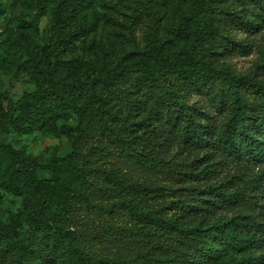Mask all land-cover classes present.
<instances>
[{
  "label": "trees",
  "instance_id": "1",
  "mask_svg": "<svg viewBox=\"0 0 264 264\" xmlns=\"http://www.w3.org/2000/svg\"><path fill=\"white\" fill-rule=\"evenodd\" d=\"M80 13V0H58L47 44L24 47L19 70L46 89L0 99V132L52 133L60 103L79 106L85 122L72 152L44 163L0 143V188L22 198L35 234L20 235L19 216L0 224V264H264V196L255 192L264 176V75L221 65L250 49L233 30L259 32L264 0H186L142 49L103 67L94 57L66 62L63 77L69 22ZM98 24L95 15L90 31ZM193 93L204 102L191 103ZM103 152L111 160L98 158ZM230 162L263 173L239 186L217 176Z\"/></svg>",
  "mask_w": 264,
  "mask_h": 264
},
{
  "label": "rangeland",
  "instance_id": "2",
  "mask_svg": "<svg viewBox=\"0 0 264 264\" xmlns=\"http://www.w3.org/2000/svg\"><path fill=\"white\" fill-rule=\"evenodd\" d=\"M57 5L58 0H0V99L4 105L6 100L17 101L26 93L46 89L43 79L20 71L19 64L27 60L24 54L26 45L37 48L46 45L49 41ZM185 6L186 0H80L81 13L76 14L69 22L72 35L70 44L64 48L60 56L63 77L70 75V71L64 66L66 62L70 61L73 66L80 67L94 57L97 65L103 67L115 64L128 52L142 49L150 33L155 29H159L160 32L161 25L168 19L174 20ZM95 15L99 24L90 31L89 26ZM262 18L257 33L247 35L233 30L237 32L236 41L248 43L250 49L247 53L235 52L222 59L221 65L237 74L264 75V17ZM24 32L30 36V40H25L22 36ZM192 95L191 103L204 102L202 98H196L194 93ZM57 106L59 120L52 128V133L43 130L48 128H42L23 135L11 129L6 133L0 132V143L11 145L17 150L26 149L29 155L41 163L53 157L70 154L75 136L81 131V127L85 126V122L81 120L83 110L72 104L60 103ZM121 111L128 122L138 121L132 117L133 115L125 114L128 111L126 106H121ZM105 154L106 152H103L98 158L111 160V157H105ZM203 155L204 153L200 154L201 157ZM114 156L113 163L119 164V161H122L121 154L119 157ZM125 166L126 163L123 167ZM262 173L261 168L244 169L230 162L223 169L218 170L217 176L220 179L236 177L234 180L242 186V180L246 181ZM140 174L138 171L134 173L142 178ZM244 174L247 176L244 177ZM41 177L50 178L51 175L42 172ZM184 187L189 186L177 185L175 188L181 190ZM193 187H203V183H196ZM255 192L259 196H264V176L259 180ZM260 201V205L264 206V199ZM32 202H35V198H32ZM261 210L264 211V207ZM255 211L259 212L260 209ZM79 214L82 217L81 221H84L88 212L81 207ZM17 216L20 217L18 229L20 235L24 239L33 237L35 234L27 220L22 198L0 188V224H13ZM100 231L104 234L101 229Z\"/></svg>",
  "mask_w": 264,
  "mask_h": 264
}]
</instances>
